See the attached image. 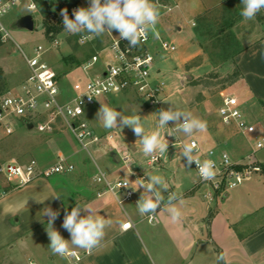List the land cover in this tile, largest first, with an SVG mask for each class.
I'll use <instances>...</instances> for the list:
<instances>
[{
  "label": "rangeland",
  "instance_id": "1",
  "mask_svg": "<svg viewBox=\"0 0 264 264\" xmlns=\"http://www.w3.org/2000/svg\"><path fill=\"white\" fill-rule=\"evenodd\" d=\"M60 1L63 0L57 2ZM152 2L160 13L159 22L151 31L153 39L151 45L154 48H152L153 61L150 68L151 82H163L162 90L157 95L158 102L146 101L145 96L130 90L125 95L119 94L118 98L111 95L108 106L123 111L127 116L140 115L147 134L159 132L161 135L163 132L169 142L179 139L185 144L194 139L199 143L201 151L209 147L225 149L232 159L248 153L250 157L248 159L245 157L244 160L264 162V147L256 149V140L264 137V129L259 128L260 122L256 118V111H259L260 107L248 99L243 77L234 63V57L241 46L264 33V9L253 20H245L240 14L243 7L241 0H152ZM89 3L90 0H81L77 8L88 7ZM26 4L27 0H21L2 17L10 38L0 45V67L2 68L0 100L9 91L13 92L18 87L16 83L21 82L28 72L20 48L27 55H32L35 46L42 44L46 47L53 37L57 39L58 44L45 51L43 57L57 72L58 84L62 92L66 95L70 94L71 86L76 80L91 75L93 69H98L106 63L109 56L110 37L116 36L118 32L106 31L100 36L69 33L65 31L63 17L60 15L63 7L59 5L50 7L47 10L49 14L47 18L46 14L39 11H28ZM27 13L34 18L33 30L16 25L17 19ZM199 14L205 19L197 24L195 17ZM68 15L74 18L73 10L68 11ZM46 18L54 27L49 35L45 34L42 24ZM220 29L222 31H219ZM82 36L88 37L84 43L79 42ZM158 36L174 45L175 50L163 51L157 48ZM67 54L73 56L75 62L65 64L62 57ZM87 61H92V66L84 67ZM223 92L236 95L245 119L255 126L253 133L248 134V140L233 125H224L218 119V108ZM170 107L189 111L206 124L205 128L207 126L212 128L210 136L214 145L204 143L208 140V135H205L203 131L194 132L191 136L175 133L173 122H169L165 128H159L158 112ZM95 114V106L86 108L87 120L92 119ZM57 126L53 133H44L17 123L15 132L11 136L0 139V165L11 159L25 162L31 158L36 159L41 166L50 165L60 156L67 157L73 154L77 159L84 156L90 160H101V154L95 150L93 144L88 145V152L67 129L61 125ZM105 130L108 133L117 134L115 141L121 144V150L124 148L128 150L131 158L129 169L121 161L118 167L122 174L120 177L133 178L131 171L136 169L146 176L149 173L160 175L158 170L171 168L170 170L174 169L176 173L174 175L167 173L170 177L179 178V175H183L187 180L193 177L199 180L193 164L190 168L185 167L186 159L181 157L180 146L170 145L166 152H160L159 163L149 167L145 161L150 155H144L143 145L131 128ZM168 130L169 136L166 135ZM102 142L106 144L105 140ZM133 142L137 146L135 151L130 148ZM108 148L106 144V149ZM169 161H172V164ZM259 170L252 174L250 180L243 181L238 187L230 190V194L247 186L250 191L252 189V193L258 192L257 196L264 199V194L260 191L262 187L264 188V175ZM3 180H5L4 175L0 172V181ZM207 190L208 187L201 184L196 192L197 196ZM220 197L218 196L216 200ZM215 203L214 201L209 205L212 207Z\"/></svg>",
  "mask_w": 264,
  "mask_h": 264
},
{
  "label": "crops",
  "instance_id": "2",
  "mask_svg": "<svg viewBox=\"0 0 264 264\" xmlns=\"http://www.w3.org/2000/svg\"><path fill=\"white\" fill-rule=\"evenodd\" d=\"M234 63L243 77L248 99L260 107L256 111V118L260 122L259 128L264 129V33L241 46L234 57ZM96 70L93 69L91 75L78 80L92 77ZM21 82L16 85L19 86ZM128 92L100 97L91 106L96 107V114L92 119L88 118V121L93 131L101 136V140L93 144L101 154L100 161L84 156L77 159L73 154L67 156V160L74 165L72 172L47 178L37 177L22 186L0 181V264H70L68 256L54 255L50 251L48 217L43 212L46 207L58 210L60 215L53 227L65 239H70L62 223L65 209L70 212L76 205L90 208L94 214L110 221L100 246L92 252L70 249L81 256L79 264H217L219 252L225 254L227 264H264V199L257 196L258 192L252 193V189L250 191L247 186L221 196L211 207L203 193L197 196L196 192L201 185L195 177L191 180L185 179L183 175H179V178L170 177L167 173L174 175L176 170L164 167L158 170L160 175L148 174L159 175L169 184V191L163 193L164 206L158 207L156 214L151 216L138 212L136 203L143 188H139V180L133 173H143L136 169L137 165L136 170L131 171L133 178L120 177L122 174L118 167L121 161L105 137L110 132L97 119L101 103L108 105L111 95L118 98L119 94L125 95ZM211 131L209 126L203 130L208 135L204 143L213 146ZM169 134L168 130L166 135ZM160 136L167 139L163 132ZM104 140L108 150L102 142ZM115 142L121 149V144ZM173 144L174 141L169 142V146ZM130 148L137 150L134 142ZM247 156L248 153L233 160L243 162ZM169 163L172 164V161ZM100 172L110 180H127L134 191L132 198L118 202L123 192L113 195L106 191L102 183L95 181V175ZM260 191L264 194L263 187ZM57 195L59 198H55ZM170 195L178 197L175 205L181 217L176 221L171 219L167 211ZM86 214L82 209L81 215ZM127 221L131 226L122 228Z\"/></svg>",
  "mask_w": 264,
  "mask_h": 264
},
{
  "label": "built area",
  "instance_id": "3",
  "mask_svg": "<svg viewBox=\"0 0 264 264\" xmlns=\"http://www.w3.org/2000/svg\"><path fill=\"white\" fill-rule=\"evenodd\" d=\"M20 1L0 0V8L6 9V11L0 12V45L10 38L2 17L17 6ZM57 1L27 0L26 8L30 12L39 11L42 13L41 6L43 4L49 5ZM87 38V36H82L79 38V42L84 43ZM158 42L157 48L163 51L175 50L174 45L159 36ZM152 43L151 31L135 47L130 46L127 40L120 39L119 34L111 36L106 63L101 65L92 77L75 81L71 86V93L67 95L59 87L57 72L43 57L45 51L58 44L57 39L53 37L46 47L38 44L34 47L32 55H27L18 46L25 59L28 74L20 86L13 92L6 93L0 100V139L11 136L15 132L17 123L25 127L32 124L34 130L44 133H53L58 128L57 125H61L74 136L84 150L89 152L88 145L98 143L101 136L93 131L87 120L86 108L91 107L100 97L132 90L145 96L146 101L158 102L157 95L162 90L163 82L152 83L150 80V68L153 61L152 48H154ZM92 64V61H87L84 67L92 66ZM77 109L81 110L77 111ZM218 118L224 125H233L245 136L252 134L255 128L245 119L240 109L239 99L230 92L221 94ZM116 135V133L107 134L106 141L116 152L119 160L129 167L131 158L128 150L120 149L117 142L114 141ZM189 143L196 146L194 153L197 154L196 157L201 162L204 160L215 162L216 176L214 180L210 181L201 179L196 164L193 162L199 178L198 184H205L208 187V190L203 193V197L209 203H213L218 196L226 195L260 169L257 163L250 159L243 162L233 160L225 149L210 147L201 151L196 140L191 139ZM174 144L180 146L181 149L184 145L179 139ZM263 147L264 137L258 138L256 149ZM249 157L248 155L247 159ZM159 161L160 152H154L146 159L145 164L152 167ZM73 170L74 165L65 156H60L53 164L45 166H41L34 158L25 162L11 159L0 165V172L4 175L5 181L12 186H22L37 177L47 178ZM133 175H136L137 180L144 178L143 174L133 173ZM95 181L102 183L105 190L113 195L123 192V196L117 199L118 202L131 199L133 196V188L127 180H110L100 172L95 175ZM125 183L128 187L123 186ZM130 226L131 223L127 221L123 223L122 228ZM66 256L71 259L70 264H79L81 256L75 251H70Z\"/></svg>",
  "mask_w": 264,
  "mask_h": 264
},
{
  "label": "clouds",
  "instance_id": "4",
  "mask_svg": "<svg viewBox=\"0 0 264 264\" xmlns=\"http://www.w3.org/2000/svg\"><path fill=\"white\" fill-rule=\"evenodd\" d=\"M241 4L243 7L240 14L245 20H253L264 9V0H241ZM4 11H6L5 8H0V12ZM60 15L63 17L65 31L69 33L100 36L106 31L111 33L115 31L118 32L120 39L127 40L133 47L139 45L142 39L146 38L147 33L155 29L160 18L159 10L152 0H90L88 7L73 10L74 18L69 17L66 8L61 10ZM80 110L77 109V111ZM158 113V127L165 128L169 122H173L175 133L191 136L194 132L203 131L206 127L202 120L194 117L189 111L170 107L167 110L161 109ZM97 119L102 121L105 129L131 128L140 139L145 156L157 150L161 153L168 150L169 141L162 139L159 132L151 134L145 132L140 115L127 116L123 111L101 103ZM195 147L191 143L183 145L181 157L186 159L185 167L190 168L194 162L201 179L214 180L215 162L212 160L201 162L193 154ZM138 184L139 188H143V193L136 203L138 212L149 216L156 214L157 208L164 206L163 193L169 191V184L159 175H146V178L140 179ZM123 186L128 187L127 183ZM55 198H59V195ZM177 199L176 195H170L167 201V211L173 221L181 217V212L175 205ZM82 209L87 212L86 215H81ZM43 215L48 217L47 233L50 239L48 247L52 254L62 257L68 255L70 249L92 252L100 246L105 236V229L110 226V221L105 217L94 214L90 208L76 205L70 212L65 209L62 227L70 235V239H65L53 227L60 215L59 211L46 207ZM217 261L218 264H227L223 252L218 255Z\"/></svg>",
  "mask_w": 264,
  "mask_h": 264
},
{
  "label": "trees",
  "instance_id": "5",
  "mask_svg": "<svg viewBox=\"0 0 264 264\" xmlns=\"http://www.w3.org/2000/svg\"><path fill=\"white\" fill-rule=\"evenodd\" d=\"M80 4H81V0H63L60 2H52L49 5L43 4L41 6V11L43 14H46V17L48 18L49 14H47L48 13L47 10L52 6L59 5V6L63 7L64 9L66 8L68 11H71L72 9H74V8L76 9L77 7H79ZM52 16H54V13H52ZM47 18L42 21V24H43L45 34L49 35V32L54 30L53 29L54 27H53V24H51ZM204 19H205L204 16L201 14H199L195 17L197 24L201 23ZM230 23H232V21ZM219 31H222V30L220 29ZM63 59L68 64H69V62H75V58L71 55L64 56ZM1 75H2V68L0 67V78H1ZM256 163L260 168L259 171L264 175V162H256ZM190 192H192V190ZM220 253L221 252H219V254Z\"/></svg>",
  "mask_w": 264,
  "mask_h": 264
},
{
  "label": "water",
  "instance_id": "6",
  "mask_svg": "<svg viewBox=\"0 0 264 264\" xmlns=\"http://www.w3.org/2000/svg\"><path fill=\"white\" fill-rule=\"evenodd\" d=\"M16 25L22 28H26L28 30H33L34 28V20L33 17L30 14H25L23 16H20L17 21ZM32 124H28L27 128L32 129Z\"/></svg>",
  "mask_w": 264,
  "mask_h": 264
}]
</instances>
